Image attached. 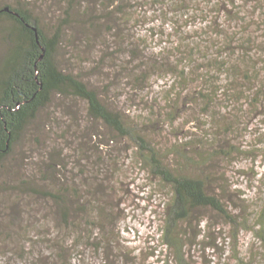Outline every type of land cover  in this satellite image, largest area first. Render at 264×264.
<instances>
[{
    "label": "rangeland",
    "instance_id": "1",
    "mask_svg": "<svg viewBox=\"0 0 264 264\" xmlns=\"http://www.w3.org/2000/svg\"><path fill=\"white\" fill-rule=\"evenodd\" d=\"M101 1L109 4L92 0L89 8L87 1L70 16L66 12L69 0H38L32 11L49 28L68 18L71 28L56 54L59 65L78 73L99 90L109 107L121 111L131 134H119L89 118L82 99L56 96L5 160L12 173L0 177L1 181L8 177L7 189L0 194V264H161L162 259L175 264L160 237L172 186L145 163L139 153L141 144L133 138L137 133L147 136L174 167H180L175 149L182 150L180 145L186 141L195 142L196 133L210 134L208 138L214 140L215 156L208 160L214 177L211 190L225 201L235 222L212 208L194 212L188 227L190 263L264 264V242L254 228L264 210V116L259 114L264 110L244 118L232 133H227L228 128L198 129L199 122L192 119L200 109L190 96H184L189 89L179 97L173 95L177 100L169 97L180 87L174 74L164 73L168 61H174L172 44L178 38L173 36L176 30H168L170 22L162 33L167 8L135 1L139 5L133 11L142 15L137 19L141 22L125 26L122 41L107 32L113 23L105 19L108 11ZM17 2L0 0V6ZM258 12L264 17V8ZM90 17L95 27L83 34L82 24ZM191 26L196 30V21ZM162 47L170 49L158 56ZM6 48L0 33V64ZM145 52L155 53L153 57L165 69L158 72L157 68L158 73L148 80L141 78L140 70L131 72L144 62L140 57ZM167 103L179 107L176 114L170 113ZM189 157L183 159L190 175L196 173V156L190 152ZM25 177L57 194L67 186L77 196L68 215L70 227L60 219L53 199L21 194L10 187ZM24 209L35 214L25 216ZM47 238L60 241V246L42 242ZM60 247L67 249L63 256Z\"/></svg>",
    "mask_w": 264,
    "mask_h": 264
},
{
    "label": "trees",
    "instance_id": "2",
    "mask_svg": "<svg viewBox=\"0 0 264 264\" xmlns=\"http://www.w3.org/2000/svg\"><path fill=\"white\" fill-rule=\"evenodd\" d=\"M37 1L18 0L16 4L0 6V33L7 47L0 64V177L12 173V168L5 164V160L29 125L53 103L56 96L82 99L87 103L89 118L102 121L119 134H131L121 111L109 107L99 90L90 86L78 73L59 65L56 54L71 25L67 23V17L64 21L59 19L62 21L51 28L43 24L41 18L38 19L32 11V5ZM87 1L89 8H92V0H69L67 15L70 16L76 7L83 8ZM108 1L106 5L101 1L104 10L108 11V18H104L113 23L107 32L124 41L125 26L141 22L137 19L142 18V15L133 11L139 4H135L137 0ZM146 1L145 4L161 5L163 10L167 8V21L162 23L165 28L162 33L167 32L168 22L171 23L168 30H176L174 35L170 33L178 36L172 44L174 61H168V70L164 73L174 74L180 88L176 93H170L169 97L176 99L173 95L179 97L183 95V90L189 89L190 92L184 96H190L200 109L192 119L199 122L195 125L198 129L228 128L227 133H232L236 126L243 125L244 118L264 110V17L258 12L264 8L263 0ZM82 12L86 14V11ZM193 18H196V30L191 26L195 23ZM91 19L82 24L83 34L95 27ZM180 26L181 29H178ZM164 47L157 53L158 56L170 49ZM129 49L132 54H137L134 47ZM155 55L145 52L140 57V62H144L131 72L140 70L141 78L148 80L154 73L165 70L164 65L153 57ZM170 107V113L176 114L179 107ZM259 114L264 116V113ZM172 120L174 123L177 118ZM208 136L211 137L210 134ZM208 136L196 133L195 142L186 141L180 145L182 150L175 149L180 154V160H176L180 167L166 163L167 156L152 145L147 136L141 133L133 136L141 144L139 153L145 163H150L152 171L172 186L166 209L167 218L163 221L160 237L162 244L172 252L175 264H191L188 247H191L192 241L188 227H192L194 212L212 208L235 222L225 201L211 190L214 177L208 160L215 154L211 149L214 140ZM190 152L196 156L193 160L196 173L189 175L185 171L188 166L183 158L190 160ZM7 179L0 180V194L7 189ZM15 183L10 187L18 193L53 199L62 215L60 219L67 228L70 227L68 223L71 217L68 215L73 199L77 196L69 193L67 186L60 187L57 194L56 191L43 189L30 177L20 178ZM13 205L16 213L14 217H17L20 212L17 211V204ZM23 212L25 216L30 212L35 214L27 209ZM254 228L258 238L264 242V210ZM49 241L53 242V247L58 248L61 244L49 238L47 241L42 239V242ZM60 250V256L67 252L66 247H60ZM160 262L170 264L169 259Z\"/></svg>",
    "mask_w": 264,
    "mask_h": 264
},
{
    "label": "water",
    "instance_id": "3",
    "mask_svg": "<svg viewBox=\"0 0 264 264\" xmlns=\"http://www.w3.org/2000/svg\"><path fill=\"white\" fill-rule=\"evenodd\" d=\"M6 10H9V8H6ZM34 29H35V30H37V28H36V27H34Z\"/></svg>",
    "mask_w": 264,
    "mask_h": 264
}]
</instances>
